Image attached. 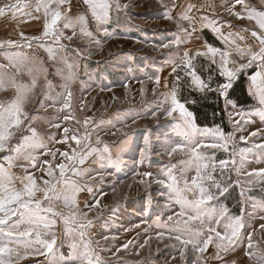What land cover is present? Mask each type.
Wrapping results in <instances>:
<instances>
[{
  "label": "rangeland",
  "instance_id": "1",
  "mask_svg": "<svg viewBox=\"0 0 264 264\" xmlns=\"http://www.w3.org/2000/svg\"><path fill=\"white\" fill-rule=\"evenodd\" d=\"M8 2L10 0H0V5ZM32 2L34 5L35 0ZM245 2L256 7L257 10H264L260 0H245ZM112 3L110 20L105 25L112 33L110 36H105L103 29L97 26L84 0H65L62 6L70 8L69 15L74 18L85 15L88 30L93 34L91 38L81 35L78 26L75 29H63L65 38H62L60 43L64 45V48L60 49V55L74 65V80L71 82L73 93L71 121H64V116L69 115V110L63 109L68 90L65 88L64 76L67 75L65 65L59 59L49 60L48 53L45 51V47H56V45L47 41L44 47H41L33 42L29 48L27 42L20 37V32L26 36L41 34L44 22L43 11L36 13L33 9L30 10L31 16L18 14L16 18H13L11 14L0 12V41L15 40L20 45L0 46V64L8 63L5 59L6 54L20 53L42 61L44 68L47 69L46 78L43 75L40 77L37 87L26 99L24 111L29 116L36 117L31 121L30 126L36 130L48 148L52 151L71 152V148L76 145L75 142L71 144L63 142L64 128H69L70 140L71 135L84 133L83 121L88 117H92L96 124L103 122L99 130L92 131L91 142L100 150L107 146L112 162L106 160L101 165L94 156L89 157L82 167L92 170V179L84 177L82 182L89 184L93 191L89 193L84 190L77 194L79 208L82 212H87V218L92 220V224L86 229V239L91 241L100 264H257L255 260H250L245 255V251L248 250L249 233H251L253 248L250 250L257 254L264 252V228L261 227L264 225V208L260 207L264 203V184L256 182L249 185L243 176H238L232 169L225 171L221 177L218 161L230 158L223 151L215 153L217 169L214 175L217 179L224 181L230 178L233 187L220 199L219 206L227 207L229 215L232 216L240 215L241 208H245L246 228L242 230L244 239L233 250L221 253L219 258H214L216 249L210 244L201 256L189 251L185 259L180 260L178 247L175 246L176 241L168 238L172 234L161 227L170 215L179 211V207L173 204L165 208V204L168 203L167 192L156 181L164 178L163 172L173 164L177 166L178 174L180 161L188 158L186 153H175L173 157H169L165 151L166 141L172 146L183 141V137L179 134L183 121L178 112L173 116L161 113L153 116L157 100L162 98L155 95L154 90L163 93L166 89L162 86L176 80V77L171 75L173 66L165 64L168 56L173 53L161 48L160 45L178 36L184 39V43L174 46L178 47L176 63L179 64L185 49L196 50L201 48L205 41L217 47H224L210 29L201 30L202 17L215 19L221 26L222 32L225 35L232 33L237 38V43L241 45L245 42L249 44L255 42L251 37V31L259 30L255 21L249 22L247 19H238L233 16L227 9L232 7L234 0H112ZM115 3L121 5L119 12L115 10ZM173 3L175 7L170 9L173 17L177 16L182 7L188 4L195 6L190 15L193 17L196 31L192 32L189 28L190 37H186L184 32L179 31L174 21L164 18L167 10L164 5ZM123 5L128 7L125 9ZM233 11L241 12L242 8L237 5ZM183 23L186 27L188 26L187 22ZM73 31L76 32L75 36L72 35ZM239 36H243L244 40H239ZM66 37H72V39L69 40ZM206 63L208 62L205 58H197L198 65ZM57 69L65 71L61 74ZM180 74L183 76L182 72ZM217 74L219 75L218 71L214 76L213 88L216 83H220L216 77ZM244 74L246 79L250 75ZM157 76L160 78V85L156 84ZM204 78H207V73L204 74ZM19 81L30 84L31 77L25 72L19 76ZM183 84L188 86L187 83ZM15 95L16 90L6 84L3 89H0V102H8ZM222 100L228 130L219 127L225 133L236 131L239 147H251V144L240 141L239 136H248L257 129L264 131V123H261L259 116H252L250 123L241 125L242 130H235L229 120V113L233 114L234 119H239L235 113L241 109L247 111L255 107L254 100L251 105L237 106L233 100L228 99L235 107L229 105L226 110L223 97ZM77 120L80 121L79 124L76 123ZM57 124L60 125L59 128L55 127ZM124 131L129 133L127 137L123 135ZM20 134H22L21 131L16 132L15 143L19 142ZM97 135L101 141L98 144ZM145 136L150 139L152 151L143 163H139L140 150L145 146ZM260 142L261 138L258 136L251 143ZM205 151L212 155V150ZM33 155L38 161L35 168L21 159L15 162L16 166L11 171L14 176L21 177L25 175L22 166H26L37 178L40 187H43L41 182L43 173L40 171L41 167H46L43 161L49 160L55 164L60 163L62 158L57 152L53 159L52 156L45 155L42 149L34 151ZM243 168L245 172L264 168V159L255 154H249L248 162ZM144 172H150L151 177H144ZM193 175H195L194 170L188 171L187 179L191 180ZM43 178L48 179L46 175ZM237 180L239 185L236 184ZM40 195L42 194H38ZM97 199L100 202L99 206L89 211L85 204L95 203ZM47 206L49 205L45 204V207ZM51 207L57 212L67 211L62 200H54ZM49 215L56 220V224L50 230H46L48 234H42L41 238L50 240L51 234L55 233L60 252L67 255L69 241L63 235L64 226L59 217ZM223 223L227 221L224 220ZM223 223L217 225L216 220L213 219L210 225L208 221H205V227H217V230L223 233ZM192 227L199 229L201 224L199 221L193 222ZM160 231H165L164 237L157 235ZM124 245L127 247L125 248ZM17 252L24 258L14 257L13 264H49L48 256L35 254L34 248H25L21 245L17 247Z\"/></svg>",
  "mask_w": 264,
  "mask_h": 264
},
{
  "label": "snow or ice",
  "instance_id": "2",
  "mask_svg": "<svg viewBox=\"0 0 264 264\" xmlns=\"http://www.w3.org/2000/svg\"><path fill=\"white\" fill-rule=\"evenodd\" d=\"M65 0H10V2L0 5V12L11 14L13 18L17 15L31 16L33 10L36 13L43 11L44 22L42 32L39 36H26L20 32L22 40L27 42V47L31 48L33 42L44 47L45 42L51 41L56 47H45L48 53V59L56 61L59 59L65 65L67 75L64 76L65 88L67 90L64 99L63 109L69 110V115L64 116V121H71V101L73 93L71 91V82L74 80V65L68 63L67 59L60 55V49L64 45L60 43L64 37L63 29H80L81 35L91 38L92 32L88 30V21L85 15H79L75 18L69 15L70 8H63ZM91 13V17L96 21L97 26L103 29L105 36L112 35L105 27L110 20V11L112 10V0H84ZM260 4L264 5V0H260ZM241 6L242 11H233L235 6ZM128 5H123L127 8ZM164 18L174 21L179 31L184 32L186 37L191 36L189 28L192 32L196 31L193 25V17L190 13L194 9V5L188 4L182 7L176 17L171 14V8L175 4L164 5ZM121 5L115 3V10L119 12ZM233 16L238 19H247L249 22L255 21L258 31H251V37L254 43L245 42L243 45L237 43V38L232 33L224 34L221 26L217 24L215 19L207 16L201 18L200 28L210 29L216 34L224 47H217L205 41L201 48L196 50L185 49L181 57V63L177 64L178 47L185 42L181 37L170 40L168 43L160 45L161 48L169 50L170 54L165 64H171L172 73L176 80L171 84L165 83L162 87L166 89L163 93L154 90V94L162 96L157 100L156 110L153 112L155 117L157 113L173 116L178 112L183 123L179 128V134L183 137V141L172 146L169 142H165V151L169 157H173L175 153H186L188 158L180 161V168L177 174V166L173 164L163 172L162 179L156 182L163 186L167 192L168 203L165 208L171 207L173 204L179 207L178 212L170 215L167 221L161 225L169 235V239L176 241L178 247L179 258L184 260L189 251L201 256L209 247L214 245L216 249L215 257L219 258L221 253H227L239 246L244 239L243 229L246 228L245 216L247 215L245 208H241V214L229 215V210L225 206H219V201L233 187V183L229 180L224 181L217 179L214 173L217 169V161L215 153L223 151L229 155V159H221L218 161L220 176L223 177L224 172L229 169L235 170L238 176H243L249 185L256 182L264 184V168L254 169L252 171H244V164L248 162L249 154H255L259 158L264 159V131L257 129L249 133L248 136L241 135L239 140L251 144V147H239L236 141V131L225 133L218 125L214 127L200 128L196 125L193 114L188 111L186 104L182 103L180 96V87L183 83H187L188 87L200 93L215 91L220 97L225 99V110L229 105H235L228 100L229 90L232 83L241 73H247L251 67H256L257 71L248 76L249 94L258 101L259 107H253L250 110H239L234 119L233 114L229 113V120L235 130H242V124L250 123V117L259 116L261 123H264V10H257L256 7L248 4L245 0H234L232 7L227 9ZM39 18V17H34ZM183 22H187L186 27ZM73 36L76 32L73 31ZM71 40L72 37H66ZM239 40L243 41L244 37L239 36ZM97 43L99 41L97 40ZM7 44L10 46H20L15 40L0 41V46ZM203 57L208 62L198 65L197 58ZM238 58V59H237ZM7 64H0V89L7 84L16 90L15 97L8 102H0V264H13L14 257L23 259L19 252L18 246L25 248H34L35 254L46 255L49 258V264H100L99 257L96 256L91 241L86 239V229L92 224V220L88 219V213L82 212L78 206L77 194L87 190L92 193L93 188L83 183V178L91 177V171L82 167L85 165L89 157L95 159L103 165L107 160L111 161V155L107 146L103 150L95 147L91 142L92 131L99 130L103 122L96 124L92 117H88L83 121L84 133L82 135L73 134L69 140V128H64V143L75 142L76 147L69 151H52L47 144L38 136L36 130L32 128L31 121L36 119L29 116L24 111V104L28 96L37 87V82L43 75L47 76V69L44 68L43 62L35 58L14 53L6 54ZM14 70V71H13ZM61 74L64 69H57ZM218 71L219 77L223 78V82L214 83L215 73ZM27 73L31 77L30 84H23L19 81V76ZM183 73L181 76L180 73ZM207 73V78L204 74ZM156 84L160 85L159 76L156 77ZM50 87V84L48 85ZM80 123L79 120L76 121ZM30 132V135H23L24 128ZM55 127L59 128L57 124ZM91 129V130H90ZM17 131H21L22 135L18 143H12V138ZM123 135L127 137L128 132L124 131ZM261 138L260 143L252 144V140L256 137ZM96 142L101 143L100 137L96 136ZM144 148L140 150V161L143 163L147 155L152 151L151 142L148 136L144 137ZM170 148V150H168ZM44 150L45 155L52 156L55 159L57 152L62 158L60 163H53L44 160L40 171L43 173L41 182L44 185L40 187L37 178L24 167L25 175L16 177L11 169L16 166L15 162L24 160L29 162L32 168L37 166V157L33 155L36 150ZM205 150H212L209 155ZM58 170V174H57ZM190 170L195 171V175L191 180L187 179V173ZM46 175L48 179H44ZM150 172H144V177H151ZM18 181V183H17ZM143 183V181H141ZM239 185V180L236 182ZM243 187L242 185H240ZM38 194H42L38 196ZM243 194V193H242ZM54 200H62L65 211H54L51 203ZM99 200L95 203L85 204V207L91 211L99 206ZM45 204L49 206L45 207ZM256 207V205H253ZM264 208V203L260 205ZM51 216L59 217L64 226L63 235L68 239L67 255L60 252L58 241L55 233L52 238L42 239V234L47 235L46 230H50L56 220ZM215 219L216 224L223 223L224 231L217 230V227H205V221L209 222ZM199 221L201 227L196 229L192 227L193 222ZM264 228V225L261 226ZM42 230H45L42 232ZM159 237L165 236V231L157 234ZM206 236V238H204ZM252 234L249 233L248 250L245 255L250 260H255L257 264H264V252L252 251L251 243ZM39 245V248L35 246ZM126 248L127 245H124ZM42 249V251H41ZM175 259V258H173Z\"/></svg>",
  "mask_w": 264,
  "mask_h": 264
},
{
  "label": "trees",
  "instance_id": "3",
  "mask_svg": "<svg viewBox=\"0 0 264 264\" xmlns=\"http://www.w3.org/2000/svg\"><path fill=\"white\" fill-rule=\"evenodd\" d=\"M253 71L254 68L247 70V75ZM216 77L218 81H222L218 74ZM246 81V75L241 73L229 90L228 99L233 100L237 106H247L253 103L252 97L247 92ZM179 98L192 112L197 125L207 127L218 125L226 131L228 130L223 100L215 91L199 94L182 84Z\"/></svg>",
  "mask_w": 264,
  "mask_h": 264
},
{
  "label": "crops",
  "instance_id": "4",
  "mask_svg": "<svg viewBox=\"0 0 264 264\" xmlns=\"http://www.w3.org/2000/svg\"><path fill=\"white\" fill-rule=\"evenodd\" d=\"M257 71V69L256 68H254V71L252 72V73H254V72H256ZM251 73V74H252ZM250 74V75H251ZM249 80H248V78H247V83H246V88H247V92H248V94H249ZM250 95V94H249ZM251 96V95H250ZM252 97V96H251ZM253 98V97H252ZM253 100H254V103H255V107H259V104H258V101H256L254 98H253ZM29 132L27 131V128H25L24 129V131H23V135H29L28 134ZM21 135L22 134H20V136H19V138L18 139H20L21 138ZM15 140H16V135L12 138V143H14L15 144ZM14 169V168H13Z\"/></svg>",
  "mask_w": 264,
  "mask_h": 264
},
{
  "label": "built area",
  "instance_id": "5",
  "mask_svg": "<svg viewBox=\"0 0 264 264\" xmlns=\"http://www.w3.org/2000/svg\"><path fill=\"white\" fill-rule=\"evenodd\" d=\"M251 68H252V67H251ZM251 68H249V69H251ZM249 69H248V70H249Z\"/></svg>",
  "mask_w": 264,
  "mask_h": 264
}]
</instances>
